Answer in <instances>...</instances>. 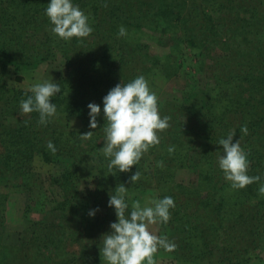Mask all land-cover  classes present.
<instances>
[{"label":"trees","instance_id":"trees-1","mask_svg":"<svg viewBox=\"0 0 264 264\" xmlns=\"http://www.w3.org/2000/svg\"><path fill=\"white\" fill-rule=\"evenodd\" d=\"M244 1L238 7L220 3L215 10L207 0H72L88 16L93 31L69 42L51 32L45 15L51 0H0V184L19 180L26 199L21 215L25 238L7 245L8 196L0 192V264L106 263L100 257V240L117 222L108 201L119 184L128 188L129 205L143 203L150 194L173 198L171 218L159 223V236H167L176 248L159 249L161 257L167 253L183 264H248L263 253L264 198L258 188L264 183V152L260 154L258 144L264 149V96L255 92L264 86V54L259 59L239 57L230 49L236 48L238 30L255 36L264 31V1ZM223 8L222 16L214 14ZM121 26L126 37L144 26L164 35L173 29L177 41L156 55L147 44L118 36ZM217 28L225 32L223 37ZM218 43L227 55L208 56L202 65L195 61L199 48ZM57 58L62 62L57 82L62 91L51 101L57 111L46 126L39 125L38 113L19 114L20 101L31 93L9 88L6 76L11 69L17 74ZM184 66L205 76L204 88L188 104L158 101L160 116L171 117V126L159 133L160 143L130 172L110 173L109 159L99 151L105 138L103 97L118 83L141 75L154 87L156 76L168 80ZM15 81L22 77L15 76ZM89 103L101 108L95 130L89 128ZM242 126H247V135ZM88 131H94L92 138L80 140ZM230 132L235 133L233 143L240 140L252 155L248 175L261 177L244 189H232L217 163L222 152L218 141ZM49 141L55 153L47 148ZM170 146L175 149L171 154ZM36 157L51 165L49 174L33 172ZM186 160L197 171L187 186L176 181L177 172L186 170ZM161 161L163 167H158ZM137 170L140 179L128 183ZM32 194L41 199L33 203ZM92 211L95 215L89 216Z\"/></svg>","mask_w":264,"mask_h":264},{"label":"clouds","instance_id":"clouds-1","mask_svg":"<svg viewBox=\"0 0 264 264\" xmlns=\"http://www.w3.org/2000/svg\"><path fill=\"white\" fill-rule=\"evenodd\" d=\"M45 15L52 25L51 32L64 41L70 42L73 38L83 40L93 31L88 16L72 0H51L45 9ZM126 34V29L121 26L118 36ZM61 91L60 85L52 80L33 84L28 89L31 95L20 101L19 114L24 116L38 113L37 123L46 126L57 111L55 103L51 102L52 97ZM87 107L89 128L95 130L98 128L97 117L101 108L95 103H89ZM103 118L105 138L104 146L99 151L109 159L107 167L110 173L114 169L121 173L130 172L151 147L160 143L159 133L171 126L170 116H160L158 97L142 75L127 84L118 83L103 97ZM241 132L247 135V126H242ZM93 134L94 131H88L80 134L79 139L90 140ZM234 136L235 133L230 132L227 138L218 141L222 152L218 151L217 163L231 188L239 190L260 182L261 177L248 175V154L241 147L240 140L233 143ZM47 148L52 153L56 152L51 141L47 143ZM174 150L173 146L168 148L170 154ZM157 166L163 167V162H159ZM140 176L137 170L130 176L128 183L134 184ZM113 193L108 206L115 209L117 222L110 224L111 231L101 237L102 246L99 247L100 257L106 264H157L154 257L159 249L167 252L175 250L176 245L167 236H158L150 230V226L169 222L170 209L175 207L173 198L166 196L152 199L145 206L136 200L129 205L126 202L128 188L124 184H119ZM258 194L264 196V183L260 184ZM94 215L95 211L89 212V216Z\"/></svg>","mask_w":264,"mask_h":264},{"label":"rangeland","instance_id":"rangeland-1","mask_svg":"<svg viewBox=\"0 0 264 264\" xmlns=\"http://www.w3.org/2000/svg\"><path fill=\"white\" fill-rule=\"evenodd\" d=\"M262 2L264 0H261ZM220 3H223L229 7H238L240 4H245L244 0H207V5L215 9L219 7ZM235 9V8H232ZM215 10H213L215 12ZM220 12L214 13L216 16H222V14L225 12V9L217 10ZM242 17L244 19H248L249 15L247 13L242 12ZM244 29V28H243ZM217 30L220 31V28H217ZM222 30V29H221ZM252 31V30H251ZM175 30H168L166 32V35L161 34L160 32L154 30L153 28H150L148 26H144L138 31L136 34H129L124 36L127 40H130L131 42H142L144 44H147L151 51L156 54L162 56L165 51H167V47H170L173 44V42H176L177 39L175 37ZM224 31L218 32V36L222 34L221 37L224 36ZM236 41H233V43L236 45V48L231 46L230 50H236V52L240 55L244 56H254L256 58H260L264 54V31H261L258 33L257 36L255 34H243L242 30H238V33L236 34ZM221 44H214V45H206L204 48H199L197 50V56L195 61H199L202 65V62L207 59L208 56L215 57L218 55H227V51L220 52ZM254 49H253V48ZM253 49V50H252ZM202 53V55H200ZM176 59V58H175ZM239 60H247V58H238ZM177 61V60H176ZM195 62H193L194 64ZM196 66L198 64L196 63ZM199 67V66H198ZM62 68V62L59 58H57L55 61L43 63L40 66H38L35 69L31 70H25L20 73H14L13 70H9L7 76H6V84L11 89H17L21 91H27L28 89L37 82H44V81H53L54 83L58 82V73L60 72ZM194 71H196V68H193ZM264 72V71H263ZM21 76L22 81L16 82L15 76ZM193 77V78H190ZM205 76L201 73L196 74L195 72L189 73L188 68L180 67V69L177 71V75L169 78L168 80L156 76L155 80L153 81L154 87H150L151 91L154 92L157 97L158 101H164V100H171L175 99L178 102L182 103H190L191 99L205 86ZM194 80V81H193ZM196 85L197 90H193L192 87ZM149 86V84H148ZM192 89V90H191ZM255 92L256 94L261 95V97L264 96V86L259 90ZM191 90V92H189ZM253 92V91H251ZM254 93V94H255ZM256 107L252 108L253 110ZM256 110V109H255ZM220 113V106L216 107L215 109V117H217ZM238 124H236L237 126ZM219 148L222 151V146L219 145ZM260 148V149H259ZM244 149V148H243ZM258 149L260 151V154L262 155L264 152V149H262L261 145L258 144ZM248 154V150H245ZM183 155V154H182ZM251 154L247 155L248 159H251ZM149 161V160H148ZM253 161V160H252ZM190 161L186 160V170H181L177 172V178L176 181L182 183L183 185H190L192 183L191 180H193L197 174V171L195 168L190 167ZM52 167L49 164H45L40 157H36L32 163V170L35 173H38L39 175H46L49 174ZM193 178V179H192ZM0 192L3 194H6L8 196L7 200V206H6V226H5V233H4V244L7 245H15L16 243H20L21 239L25 238V235L23 232V226L21 225V215L23 214L24 205L26 203L25 196L23 195V192L21 190L20 181H9L8 184H0ZM38 197L41 199L40 196H37L36 194H32L31 201L33 203H36L35 198ZM264 198V196H262ZM156 199V195H146L143 199V203H141L142 206H145L147 201ZM34 209H39V207L35 204L33 205ZM32 206V207H33ZM150 206V205H148ZM35 214H31L30 216L32 219H36L37 216H34ZM34 217V218H33ZM160 224H156L153 226H150V230L154 232V234L159 236V232L161 230ZM166 253V252H165ZM167 254V253H166ZM164 254L163 257L159 256L158 253L155 254L154 259L157 261V264H183L180 260H172L169 255ZM211 260H214L213 258ZM213 263H216L214 260ZM106 264V263H101ZM248 264H264V251L263 253L258 254L257 258H253L248 262Z\"/></svg>","mask_w":264,"mask_h":264}]
</instances>
